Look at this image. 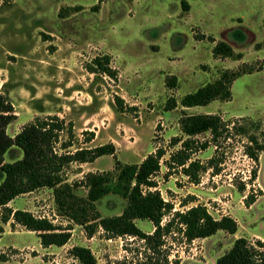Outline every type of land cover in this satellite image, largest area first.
Masks as SVG:
<instances>
[{
  "label": "rangeland",
  "instance_id": "1",
  "mask_svg": "<svg viewBox=\"0 0 264 264\" xmlns=\"http://www.w3.org/2000/svg\"><path fill=\"white\" fill-rule=\"evenodd\" d=\"M197 34L204 38L196 39ZM220 40L241 57H213L212 48ZM98 54L111 56L117 80L85 69ZM240 68L243 73L233 82L229 100L180 105L185 94L214 81L222 70ZM171 76L174 87L166 84ZM0 93L17 115L7 129L10 135L34 116L57 114L73 121L79 140L85 130L94 132L83 145H114V155L68 165L64 171L68 182L89 171L114 170L115 159L138 163L157 147L165 148V159L176 148L170 145L171 138L182 135L183 113L219 115L230 128L229 138L196 154L204 164L212 156L221 159L219 174L208 170L199 184H192L179 172L164 178L166 168L161 164L154 178L164 199L177 209L183 197L194 195V203L205 204L214 216L234 217L238 230L235 235L219 231L190 244L173 243L170 260L214 264L234 238L264 242V0H2ZM115 95L123 99L124 112L115 110ZM241 127L245 133H240ZM250 135L263 146L257 162L246 154ZM209 137L207 132L196 136ZM20 156L14 146L5 161ZM253 169L256 178L249 183ZM241 183H246L244 191L238 189ZM251 190L256 200L246 207L244 198ZM124 205L125 200L115 195L96 203L103 215L117 214ZM9 206L46 216L55 224H71V236L63 246L42 248L33 232L6 225L0 251L8 261L0 264H79L68 253L74 245L90 248L98 264L124 259L133 264L142 257L143 243L138 239L106 238L101 230L88 237L82 226L58 214L51 189L20 195ZM137 224L145 232L153 229L147 220Z\"/></svg>",
  "mask_w": 264,
  "mask_h": 264
},
{
  "label": "trees",
  "instance_id": "2",
  "mask_svg": "<svg viewBox=\"0 0 264 264\" xmlns=\"http://www.w3.org/2000/svg\"><path fill=\"white\" fill-rule=\"evenodd\" d=\"M195 37L201 40L204 35L197 34ZM208 39L215 42L211 36ZM212 55L215 58L241 57L223 40L214 44ZM85 69L96 77L101 75L117 80L118 72L111 66L109 54L94 56L85 64ZM242 71V68L222 70L214 81L185 94L180 105L189 108L207 105L216 99L229 100L232 96L231 86L242 75ZM175 81V76H171L166 84L174 87ZM114 102L116 111L124 112L127 109L120 96L115 95ZM16 118L13 104L0 93V237L5 226L9 225L11 229L21 227L33 232L43 248L52 245L60 247L68 242L71 224H55L46 216H37L30 210L9 206L18 196L45 188L51 189L58 214L82 226L88 237L101 230L106 238L127 236L142 241V257L133 264H178L177 260H170L173 243L190 244L219 231L228 234L237 232L239 224L234 217L214 216L205 204L194 203L197 200L194 195L183 197L177 209L173 201L164 199L158 181L154 178L160 172L161 164L166 168L164 178L179 172L192 184H199L202 173L208 170H211L212 175L219 174L222 170L221 159L212 156L204 164L196 157L210 143L217 147L219 141L229 138L230 128L219 115L183 113L179 119L182 135L171 138L170 145L176 148L165 159V148L157 147L138 163L122 164L115 159L114 170L89 171L81 179L72 182H68L64 176L68 165L93 163L100 156L114 155V145H83L94 138V132L85 130L82 132L83 138L79 140L73 121L57 114L34 116L23 123L14 135H10L7 127ZM240 131L246 132L242 127ZM206 132L210 134L209 139L196 138ZM249 138L251 145L246 146V154L257 162L258 150L263 146L252 135ZM14 146L20 150L21 156L5 161L6 153ZM250 173L249 183L254 181L257 171L253 169ZM80 187L84 189L83 193L78 191ZM245 187L246 183H241L238 189L244 191ZM258 191V194L262 193ZM108 195L125 200L119 213L103 215L97 209L96 203ZM256 195L251 190L245 196L246 207L255 202ZM138 220L151 222L152 231H143L137 224ZM10 250L18 251L12 247ZM2 253L0 251V261H8V257ZM68 253L79 264H98L88 247L74 245ZM119 264L132 262L124 259ZM214 264H264V242L260 239L251 242L239 236L215 259Z\"/></svg>",
  "mask_w": 264,
  "mask_h": 264
},
{
  "label": "crops",
  "instance_id": "3",
  "mask_svg": "<svg viewBox=\"0 0 264 264\" xmlns=\"http://www.w3.org/2000/svg\"><path fill=\"white\" fill-rule=\"evenodd\" d=\"M8 127H9V126H8ZM8 127H7V129H8ZM151 231H152V230H151ZM4 233H5V231H4ZM4 233H3V234H4ZM217 233H218V232H217ZM214 235H215V234H214ZM232 235H235V234H232ZM210 237H211V236H210ZM207 238H208V237H207ZM207 238H203V239H207ZM203 239H197V240H203ZM234 239H235V238H234ZM234 239H233V240H234ZM194 241H195V240H194ZM232 242H233V241H232ZM12 247H13V246H12ZM41 247H42V246H41ZM229 247H230V246H229ZM229 247H228V248H229ZM42 248H43V247H42ZM222 253H223V252H222ZM1 262H2V261H1ZM6 262H7V261H6Z\"/></svg>",
  "mask_w": 264,
  "mask_h": 264
}]
</instances>
